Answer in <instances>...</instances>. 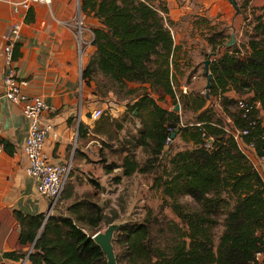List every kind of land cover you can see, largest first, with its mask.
<instances>
[{"label":"trees","instance_id":"1","mask_svg":"<svg viewBox=\"0 0 264 264\" xmlns=\"http://www.w3.org/2000/svg\"><path fill=\"white\" fill-rule=\"evenodd\" d=\"M80 8L99 22L90 27L94 49L82 69L87 84L96 73L104 79L95 81L94 93L106 94L116 86L126 87L128 82H146L150 89L176 98L178 45L165 3L80 0ZM255 19V32L247 39L246 52L241 53L235 44L209 63V92L219 99L220 110L208 103L207 94L183 92L182 106L193 113L192 120L183 121L180 113L161 106L144 90L126 102L119 122L107 113L92 126L80 121L79 135L89 133L110 146L116 139L114 151L125 152L121 161L103 165L106 172L121 170L115 175L117 182L121 176L153 171L177 134L191 141L190 146L169 156L168 169L156 174L153 181L163 195L161 207L168 205L176 218L162 210H149L141 220L120 222L112 237L117 264H251L255 252L264 247V179L251 160L252 155L264 157V123L259 113L264 115V13ZM214 36L217 39H209L212 47L222 46L221 31ZM14 46L16 57L18 43ZM229 91L248 93L245 115L238 97ZM134 118L139 122L135 132L119 139L125 121ZM175 129V136L167 140ZM235 129L248 131L235 138ZM1 141L11 154L10 143ZM249 143H253L252 149ZM136 146L146 153L144 161L135 157ZM76 150L77 155L82 154ZM74 192L73 182L67 179L60 197L69 198ZM184 194L197 207L181 202L179 196ZM12 214L19 223L21 247L4 251L5 258L18 262L25 258L27 264H107L91 235L102 222L108 224L117 215L108 216L89 193L72 199L65 214L46 216L43 211L30 213L17 208ZM217 224L222 228L215 242ZM32 242L31 250L24 251Z\"/></svg>","mask_w":264,"mask_h":264},{"label":"crops","instance_id":"2","mask_svg":"<svg viewBox=\"0 0 264 264\" xmlns=\"http://www.w3.org/2000/svg\"><path fill=\"white\" fill-rule=\"evenodd\" d=\"M16 17L22 21L16 50L19 54L16 57L13 55L16 73L27 79L26 89L29 93L41 94L53 107L52 111L44 113L53 124L52 131L46 135L47 152L56 160L71 159L76 173L97 177L94 180L100 184L106 183L107 190L110 186L105 180L112 177L113 171L106 172L99 162L102 144L93 135H79L78 131L80 121H87L86 113L95 102L88 100L89 95L95 94L82 78V69L94 49L90 43V27L99 24L97 18L81 11L80 0H51L49 4L35 2L18 15L7 0H0V78L5 69L3 34ZM79 17L89 32V38L85 39L88 46L84 50L78 40ZM0 120L2 138L13 148L11 154L4 146L0 151V249L4 250L7 246L10 250L16 247L19 240V223L11 219L12 211L9 212L6 205L15 200L14 208L23 212H44L49 199L38 194L34 179L25 171L26 157L22 144L28 120L23 114L22 104L2 97ZM76 149L82 154L77 155Z\"/></svg>","mask_w":264,"mask_h":264},{"label":"rangeland","instance_id":"3","mask_svg":"<svg viewBox=\"0 0 264 264\" xmlns=\"http://www.w3.org/2000/svg\"><path fill=\"white\" fill-rule=\"evenodd\" d=\"M155 5L165 3L168 7V14L173 20L170 25L174 42L178 45L176 51V68L174 88L176 91V98L170 97L168 94H161V92L150 89L149 84L146 82H128L124 88H116L114 90H108L106 94L94 93L95 95H89L88 100H95L94 105L89 106V111L94 107L101 109L102 113H107L114 117L118 122L123 118L125 111V104L128 101L134 100V97L141 91H147L150 93L157 102L168 109L177 111L180 113L183 121L192 120L193 113L190 109L183 108L180 93L190 92L192 95L196 93H208V103H214L218 110L221 109L220 101L214 96L210 95L209 87L206 88L207 73L205 72V59L209 58L212 61L218 54L226 49L233 47L235 44L240 48V52L244 53L248 49L247 39L255 32L254 25L257 20L255 16L264 13V0H234L232 3L230 0H150ZM86 23V22H85ZM87 24V23H86ZM221 31L224 42L221 45H217L216 48L212 47L211 39H217L215 36H211L214 33ZM88 30L82 24V30L80 36L78 35L79 44L84 50L87 48V42L85 39L89 38ZM233 34L234 41L225 46V42L230 39ZM82 37V38H81ZM209 61V63H210ZM209 66V65H208ZM86 80V79H85ZM103 82V78L99 73H96L94 78L88 84L89 89H94L96 82ZM131 88L133 90H127ZM119 89V90H117ZM231 95L238 97V100L247 101L248 93L238 95L233 91H229ZM179 103V109H174V105ZM78 107L76 106V109ZM264 123V115L262 111H259ZM139 122L137 119H130L125 121V125L122 130L118 132V138L123 139L128 137L130 133L135 132ZM102 148L100 151L101 165L108 163L109 161H121L123 153L114 151V147L118 145L116 139L110 143H104L100 141ZM191 145V141H185L177 134L169 146H167L161 156V160L156 168L147 173L136 172L129 176H121L117 182L115 175L120 173V169H115L112 173V177L106 179L107 185L110 186L105 190V184H100L94 180L97 177L83 176V174L76 173L75 168H72L68 179L74 182L76 187L75 192L69 198L59 197L58 203L53 209L47 207L44 210L46 214H65L69 202L77 197H81L86 193H89L93 199L98 200L102 206H104L105 213L109 216L116 213V218L113 219L114 224H119L123 221H138L141 220L147 211L153 213H159L160 210L166 213L168 216L175 217L174 213L168 205L161 207L163 202V195L160 188L155 187L153 184L156 174H161L168 169V158L176 150L188 147ZM135 157L139 161H144L146 153L136 146L134 149ZM106 160V161H104ZM251 160L254 165L259 169L264 179V158L258 156H251ZM108 161V162H107ZM90 183V185L88 184ZM98 183V184H96ZM91 187V188H90ZM90 188V189H89ZM103 192V194H101ZM179 200L188 206L197 207L196 202L187 194L180 195ZM9 208V212L15 207L14 203L6 205ZM49 206V205H48ZM162 208V209H161ZM222 213L220 212L217 219L220 221ZM107 223L102 222L96 230H103ZM222 226L217 224L214 227V239L217 242L218 234L220 233ZM2 230V227H1ZM19 238V236H18ZM0 249V263L2 264H15L14 260L5 258L3 252L8 250ZM16 249L14 246L13 249ZM32 246H24V251L29 252ZM117 250V247H115ZM114 248V249H115ZM11 260V261H9ZM18 261H16L17 263ZM19 264H27L25 258L21 259Z\"/></svg>","mask_w":264,"mask_h":264},{"label":"built area","instance_id":"4","mask_svg":"<svg viewBox=\"0 0 264 264\" xmlns=\"http://www.w3.org/2000/svg\"><path fill=\"white\" fill-rule=\"evenodd\" d=\"M12 7L13 12L18 15L23 10L30 7L35 2L49 4L51 0H7ZM22 21L19 17L11 23L9 29L3 34L5 53V69L0 78V99L5 97L11 101L20 102L25 118L28 120L27 132L22 144V150L26 157V173L35 181L38 194L49 199V209H54L64 188L65 182L69 177L72 161L56 160L51 157L45 148L46 135L52 131L53 124L44 113L52 111V106L39 93H29L26 89L27 79L17 75L13 64V48L21 37ZM82 30V21L80 17L77 20V33L80 36ZM239 106L245 112L249 109L247 101L239 100ZM102 114L98 107L88 110L86 113L88 126H92L94 120ZM247 129H235L232 134L235 138L241 133H246ZM2 125L0 120V151L3 143ZM170 139V136L167 140ZM210 144V140L206 142ZM249 148H253V143H249ZM264 158V157H261ZM264 238V237H263ZM251 264H264V247L257 250Z\"/></svg>","mask_w":264,"mask_h":264},{"label":"water","instance_id":"5","mask_svg":"<svg viewBox=\"0 0 264 264\" xmlns=\"http://www.w3.org/2000/svg\"><path fill=\"white\" fill-rule=\"evenodd\" d=\"M230 1L232 3H234V0H230ZM234 5H235V3H234ZM233 41H234V37H233V34H231L230 39L225 42V46L230 45ZM222 52H220L218 54V56H220L222 54ZM209 61H210L209 58L205 59V61H204L205 71L207 73L206 88H208L210 86V72L208 70ZM206 94L208 95L207 91H206ZM179 107H180L179 103H176L174 105V109H179ZM175 132H176V129L171 131L170 138L174 137ZM6 210H7V207L4 208V211H6ZM10 215H11V219L14 220L15 219L14 216L12 214H10ZM45 215L46 216L49 215L48 211ZM16 225L17 224H15L14 226L16 227ZM118 225L119 224H114L113 222H110L106 225V227L103 230L98 229L91 235V237L99 244V246L101 247V250L104 252V254L106 256L107 264H117L112 237H113V232L116 230ZM28 245L31 247L33 245V242L26 244V246H28ZM16 247L17 248L21 247L19 240L17 241Z\"/></svg>","mask_w":264,"mask_h":264}]
</instances>
